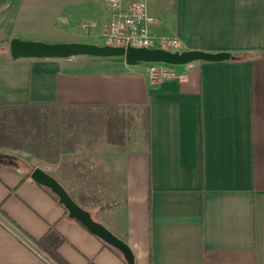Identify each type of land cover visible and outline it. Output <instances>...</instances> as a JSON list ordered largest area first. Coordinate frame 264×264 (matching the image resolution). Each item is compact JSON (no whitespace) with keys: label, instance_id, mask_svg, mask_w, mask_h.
Here are the masks:
<instances>
[{"label":"crops","instance_id":"1","mask_svg":"<svg viewBox=\"0 0 264 264\" xmlns=\"http://www.w3.org/2000/svg\"><path fill=\"white\" fill-rule=\"evenodd\" d=\"M147 11L156 38L178 40L170 50L232 57L155 74L123 56L13 58V40L103 45L105 0H0V119L29 104L143 110L144 145H99L80 161L92 173L76 180L123 187V204L93 218L134 264H264V0H147ZM22 159L0 148V264H57L33 240L51 225L70 264H124Z\"/></svg>","mask_w":264,"mask_h":264},{"label":"rangeland","instance_id":"2","mask_svg":"<svg viewBox=\"0 0 264 264\" xmlns=\"http://www.w3.org/2000/svg\"><path fill=\"white\" fill-rule=\"evenodd\" d=\"M99 43H104L102 38ZM139 111L137 107L106 105L5 107L1 118L12 127L15 137V144L5 149L29 161L30 169L37 166L58 176L73 200L81 202L95 218L100 202L123 199V187L106 185L109 181L105 180H76L78 174L92 173H83L81 168L86 165L80 161L91 159L85 152L95 146L111 143L123 149L144 145L146 117ZM43 132L47 147L39 142Z\"/></svg>","mask_w":264,"mask_h":264},{"label":"water","instance_id":"3","mask_svg":"<svg viewBox=\"0 0 264 264\" xmlns=\"http://www.w3.org/2000/svg\"><path fill=\"white\" fill-rule=\"evenodd\" d=\"M10 54L13 58H67L76 55L90 56H123L129 65L140 62L163 63L167 65H184L197 60L221 61L232 56L227 52H206L200 50H169L163 48L143 47H114L109 45H96L88 43H56L25 42L13 40L10 45ZM30 178L37 184L47 187L58 197V202L67 210L70 218L78 219L92 233L105 242L118 248L126 264H134L135 257L130 246L122 238L113 233L103 223L92 218L89 211L77 204L66 189L49 173L39 167H34Z\"/></svg>","mask_w":264,"mask_h":264},{"label":"built area","instance_id":"4","mask_svg":"<svg viewBox=\"0 0 264 264\" xmlns=\"http://www.w3.org/2000/svg\"><path fill=\"white\" fill-rule=\"evenodd\" d=\"M106 23L103 45L169 49L178 46L176 38H156L151 28L157 19L147 11V0H105ZM150 71L161 73L159 64L151 63Z\"/></svg>","mask_w":264,"mask_h":264},{"label":"trees","instance_id":"5","mask_svg":"<svg viewBox=\"0 0 264 264\" xmlns=\"http://www.w3.org/2000/svg\"><path fill=\"white\" fill-rule=\"evenodd\" d=\"M235 58H241V56H235ZM49 104H29V105H24V106H31V107H41V106H47ZM76 105H89V104H68V106H76ZM107 106V105H106ZM148 118L146 119V130L148 128ZM47 134L43 132V135L41 134L42 138H39V142L47 147ZM15 137H14V132L12 131V127L8 125V123L1 118L0 119V148H9L12 147L15 144ZM117 142V141H116ZM11 157V156H7ZM12 156L11 158H13ZM17 159V158H16ZM19 159V158H18ZM8 160V159H6ZM0 162V166H1ZM32 170V169H31ZM31 170L26 174V177L30 175ZM40 185V184H38ZM43 187L51 196L55 198L58 202V197L50 191L45 186L40 185ZM60 204V203H59ZM80 206H82L81 202H77ZM122 201L118 200H112V201H106V202H100L99 203V210H106V209H113L117 206L122 205ZM60 206L63 207L62 204ZM64 208V207H63ZM65 212L67 213V210L64 208ZM90 212V211H89ZM91 216L92 213L90 212ZM97 236V235H96ZM103 243V245L108 246L110 249H112L114 252H116L124 261V264H126V261L123 257V254L121 251L114 247L113 245L105 242L103 239H101L99 236H97ZM34 242L43 250V252L49 256L53 261H55L57 264H70L64 257L63 255L59 252V245L63 241V236L58 232V230L53 226H49L45 232L40 235L39 237H36L33 239Z\"/></svg>","mask_w":264,"mask_h":264}]
</instances>
